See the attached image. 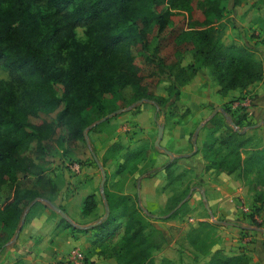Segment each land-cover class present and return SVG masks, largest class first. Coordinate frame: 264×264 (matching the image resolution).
<instances>
[{
    "label": "trees",
    "instance_id": "16d2710c",
    "mask_svg": "<svg viewBox=\"0 0 264 264\" xmlns=\"http://www.w3.org/2000/svg\"><path fill=\"white\" fill-rule=\"evenodd\" d=\"M232 1L233 6L240 4V0ZM222 2L203 0L201 26L176 34L175 38L187 36L196 42L194 61L184 66L166 65L171 94L163 97L143 83L135 60L137 56H155L158 44L150 50V33L154 31L160 39V34L172 25L170 18L175 12L171 10L191 11L190 0H167L166 7H161L163 0H0V64L15 76L10 82H0V225L4 230L15 232L24 207L34 198L51 201L50 196L58 191L35 158L23 152L25 147L33 140L40 145L56 127L64 129L63 141H85L83 131L91 122L84 112L96 105L104 116L102 102L107 95H117L122 107L142 99L153 103L159 112L163 104L179 98V87L202 68L208 69L220 95L247 89L262 79L263 62L253 47L222 42L217 27L225 10ZM78 26L84 28L83 39L77 37ZM60 105L63 107L52 123L29 122L32 109L50 113ZM225 113H215L206 123L218 128L209 130L201 147L205 170L213 168L226 175L236 172L243 180L255 173L264 179V142L248 146L240 131L245 113L233 120L238 130L230 125ZM131 154L124 155L118 172L126 168ZM174 162L162 166L167 179ZM158 170L146 175L153 176ZM28 176L36 177V185L19 188L18 180ZM104 198L109 214L91 229L61 221L79 232L93 230L96 243H109L121 231L118 247L111 249L117 264H172L164 258L154 259L153 251L161 247L164 236L150 222L151 213L138 203L137 195L134 202L130 195L105 191ZM169 199L173 203L168 207L169 211L174 210L169 217L172 218L183 203L175 209L182 198ZM96 207L95 195L90 194L83 201L82 214L89 215ZM254 212V208L250 209L248 215L253 218ZM198 224L211 226L207 222ZM85 259L89 261L87 256ZM207 264L253 263L244 254L226 255L217 249Z\"/></svg>",
    "mask_w": 264,
    "mask_h": 264
},
{
    "label": "rangeland",
    "instance_id": "374dc122",
    "mask_svg": "<svg viewBox=\"0 0 264 264\" xmlns=\"http://www.w3.org/2000/svg\"><path fill=\"white\" fill-rule=\"evenodd\" d=\"M202 2L203 0H190L191 11L181 8L172 9L171 11L175 12L170 18L172 25L160 34V39L154 36V31L149 35L151 39L149 45L150 50L152 51L156 44H158V51L155 52V56L147 55L148 59L140 56L136 57L135 62L140 67L143 75V83L156 95L167 97L169 93L171 94L170 72L166 68V65L180 64L184 66L194 61L193 53L196 48V42L187 36H181L180 38H175V36L180 30L188 31L191 28H199L201 26V22L204 20L200 8ZM166 3L167 0H163L161 7H166ZM232 3V0H223L222 2L225 10L222 21L217 25L220 30L222 42L225 44L234 43L236 45H243L247 42L255 50L256 57L262 60L264 57V27L260 28V31H263V34H260L257 27L244 23L245 15L240 16L239 22L235 18L239 14V11L244 8L245 4L250 3L253 5L257 4L258 1L240 0V4L237 6H233ZM83 31L84 28L81 26L76 28V34L79 39L84 38ZM249 40H254V44H250ZM256 43H260L261 45L258 46ZM157 57H161L163 61L160 62ZM203 76L204 78H201L202 82L197 85L200 88L210 89L209 96L212 94L213 99L216 98V94L211 92V86L217 84L208 69H204ZM14 77L8 68L0 64V82H10ZM187 83L180 86L179 89L187 85ZM227 94L224 96L228 97L226 102L219 105L212 104L211 109L213 110L217 106H220V110L215 111V113L221 114L225 110L227 120L233 123V120L243 115L245 106L242 103L245 102L246 105L251 104V101H248V103L245 101L249 97V90L248 88L244 90H231ZM178 100L179 98L177 100H169L165 105H162L161 111L157 112V109L151 102L140 99L128 106L122 107L120 106L121 100L117 95H107L102 102L104 116H101L98 112L96 105L89 107L84 112V116L91 122L83 131V135L85 133V141H63L61 140V136L64 133V129L62 127H56L55 132L48 139L42 140L40 145L33 140L25 147L23 152L35 158L36 163L44 169V174L55 183L57 189H60L70 179L81 180L84 187L96 185L94 190L96 191L98 210L91 217L87 218L90 219L89 221L100 222L101 220L99 221V219L105 215V209L103 197L100 192L101 168L97 165V162L100 163L102 169L106 172L103 193L105 191H113L120 194L124 184L132 181L133 191L130 197L131 201H134V197L137 195L135 184L140 182L144 175H149L153 169L159 168L163 170L162 166L165 163L176 159L173 157L172 160L164 151H169L168 148H173L172 144L163 145L162 138L158 146H155L154 143L159 125L163 124L164 134L165 131L174 129L189 114L188 108L185 109L179 105ZM62 107L63 105H60L50 113L32 109L28 120L32 124H41L43 122L52 123L56 113ZM117 107L118 109L111 111V108ZM142 107L151 112L152 130L150 131H145V128L139 126L138 122L134 119ZM106 115L110 116L102 120ZM244 115L246 117L242 122L240 131L244 132V137L249 143L248 146L256 142H264V122L255 124L249 119L247 114ZM145 117L146 113L139 118L143 119ZM207 121L205 120L201 123L188 122L185 124L189 141L188 150L186 151H192L194 147L197 149L199 142L202 144V142L206 141L209 130L218 128L213 123L206 125ZM247 123L250 125H247ZM200 124L202 126L197 130ZM230 125L233 127L231 123ZM233 128L236 130L239 129L237 126ZM222 130H224V127L218 129L217 135ZM117 146L120 148H117ZM200 146L202 147V145ZM36 151L37 155L35 154ZM132 152L133 154L130 155L126 168L118 172V166L124 160V155ZM200 153L201 159L204 160L202 152ZM94 156H96L97 161L94 159ZM162 160H165V162L159 166V162ZM202 170H198L196 173L194 169L191 170L179 164L176 165V162L172 165L170 178L167 179V188L169 192L173 193L171 197L176 196L178 199L182 198L183 205L178 209L175 218L168 219L174 212V210L169 211L168 209L173 204L172 201L170 202L171 199L167 200L166 208L163 211L156 212L162 217L158 216L155 218L151 212L150 222L157 229L160 230V227H162L165 230L163 234L164 241L161 247L153 251L152 255L154 259L159 261L161 258H164L172 264H207L211 254L215 250L220 249L226 255L244 254L249 257L251 263L264 264V262H261V257L260 254L258 255V252L252 255L250 249L240 246L237 244L238 242H235V239H243L245 238L244 234L247 235L249 233L250 228H247V226L264 229V179H259V175L251 173L248 178L243 180L235 172L233 176L243 186L241 196H234L237 199L235 205L238 213L237 218L234 217L233 220L221 216L211 218V209L208 204L206 192H203V198L201 192L197 191L194 195L195 197H192V200L191 196L193 194H189L190 185L193 183L192 185L200 186L201 182L204 181L202 177H209L211 181H215V178L219 175H230H226L221 170L218 171L213 168L205 170V166ZM178 175L180 177L177 178ZM169 182L170 184H168ZM17 184L19 188L31 189L36 185V177L28 176L26 179H19ZM227 190L233 191V188L230 187ZM56 196L57 193L51 195V201L42 197L34 198L24 207L22 215H25L26 219L32 206H43L53 214L58 215L50 206V203H52L58 207L60 206L64 210L61 205L55 203ZM137 201L147 211L138 195ZM243 206H247L252 210L254 208L255 212L253 216L255 218L248 215L249 213L242 212L241 207ZM74 208L77 209V206H74ZM25 219L22 222L20 218L17 229L11 234L0 225V254L15 244L18 237L16 234H19L18 231H20ZM199 222H207L211 226H201L198 224ZM120 232L109 240L110 242L108 244L111 249L118 247L121 237ZM248 235L254 236L255 234L253 232V234ZM256 258L259 259L257 260Z\"/></svg>",
    "mask_w": 264,
    "mask_h": 264
},
{
    "label": "crops",
    "instance_id": "0c3cea01",
    "mask_svg": "<svg viewBox=\"0 0 264 264\" xmlns=\"http://www.w3.org/2000/svg\"><path fill=\"white\" fill-rule=\"evenodd\" d=\"M257 1L258 3L253 5L250 3L243 4L244 8L239 11V14L235 18L239 22L240 16L245 15L244 23L257 27V30L260 31V28L264 27V0ZM260 34H263V31H260ZM249 43L254 44V40H249ZM256 45L259 46L261 44L256 43ZM262 61L264 67V57ZM203 71V68L199 69L194 78L189 80L187 85L180 89L178 103L185 109L188 108L189 114L174 129L165 131L162 137L163 145L172 144L173 148H168L171 155H168L172 160L173 157L176 158L174 159L176 165L179 164L184 168L194 169L196 173L198 170L203 171L202 169L205 166V161L201 159L200 153V145L203 142L202 144L200 142L197 144V149L194 147L192 151H186L188 150L189 141L185 124L188 122L201 123L202 121H207L215 114V111L220 110V106L212 110L211 105L224 103L228 98L224 97L225 95L219 96L217 85L211 86V92L216 94V98L214 99L212 94L209 96L210 89L200 88L197 85L202 82L201 78H204ZM248 90L249 97L245 101L247 103L251 101V104L246 105L245 102L242 103L245 106L243 113L247 114L249 119L255 124H261L264 122V73L262 79L250 85ZM144 113H146V117L143 119L139 118ZM134 119L138 122L139 126L145 128V131L152 130V116L148 109L142 107ZM127 129L129 128L127 127ZM164 162L165 160L160 161L159 166ZM202 178L204 181L201 182L200 186L192 185L193 183L190 185L189 194H193L191 199L195 197L194 195L197 191L201 192L203 198V192H206L208 204L213 214L212 216L210 213L211 218H217L218 216L226 217L229 220H233L234 217L237 218L238 213L235 209L237 199L234 196H241L243 191V186L239 184L237 178L233 174L230 176L219 175L215 178V181H211L209 177ZM95 187L96 185L84 187L81 180L70 179L58 189L54 201L57 205H61L64 208L65 213L72 221V224L69 222L68 224L72 227L91 229L94 227H91V225L99 223L89 221L90 219L87 218L97 212L98 203L93 213L89 215L82 214V204L86 196L94 194L97 201ZM230 187L233 188V191L227 190ZM121 189L120 194L131 195L133 182L128 181ZM135 191L139 199H141L143 206H145L147 211L152 212L155 218L158 216L162 217L156 212L163 211L166 208L167 200L173 196V193L169 192L167 188L166 174L164 170L160 169L153 176H143L140 182L135 184ZM182 202L183 200L177 204L175 209ZM74 206H77V209ZM61 219L63 218L59 214H53L43 206H32L19 231L15 244L1 252L0 264H63V261L75 251L83 253L93 264H117L114 255L111 253L110 245L106 242L104 243V241L95 242L96 238L93 236V230L86 233L79 232L72 229L65 222H62ZM101 219L103 218L101 217L99 221ZM247 228H250L248 234H253L254 232L255 235L244 234L245 238L235 239V242H238L237 244L240 246L250 249L252 255L258 252L261 262H264V229L251 226H247ZM160 230L164 234L165 230L162 227H160ZM256 259L258 260L259 258Z\"/></svg>",
    "mask_w": 264,
    "mask_h": 264
},
{
    "label": "water",
    "instance_id": "95a60500",
    "mask_svg": "<svg viewBox=\"0 0 264 264\" xmlns=\"http://www.w3.org/2000/svg\"><path fill=\"white\" fill-rule=\"evenodd\" d=\"M109 116H110V115H106L105 117L102 118V120H103V119H107ZM230 123L233 125V127H235V125H234L232 122H230ZM201 126H202V124H200V125L197 127V130H199ZM163 129H164L163 124H161V125L158 126V129H157V137H156V141H155V143H154L155 146H158L159 141L161 140V138H162V136H163ZM197 130H196V132H197ZM84 135H85V133H84ZM164 151H165L167 154L171 155V153H170L169 151H167V150H164ZM94 159L97 161L96 156H94ZM97 165L101 168V177H102V178H101V182H100V192H101V195H102V197H103V202H104V207H105V215L102 217V218L104 219V218L107 217L108 214H109V208H108V205H107V202H106V200H105V198H104V193H103V188H104V184H105V181H106V172L102 169V167H101V165H100L99 162H97ZM35 200H36V199H35ZM50 206H51L52 209H53L54 211H56V212H57V213H58L63 219H65L67 222H69V223L72 224L71 219L67 216V214L65 213V211H64L63 209L59 208L58 206H56V205H54V204H52V203H50ZM24 219H25V215H22V217H21V221L23 222ZM101 220H102V219H101ZM96 224H97V223H96ZM96 224L91 225V227H92V226H95ZM18 232H19V231H18ZM17 235H18V233L16 234V236H17Z\"/></svg>",
    "mask_w": 264,
    "mask_h": 264
},
{
    "label": "built area",
    "instance_id": "2783aa9c",
    "mask_svg": "<svg viewBox=\"0 0 264 264\" xmlns=\"http://www.w3.org/2000/svg\"><path fill=\"white\" fill-rule=\"evenodd\" d=\"M242 212L249 213L250 208L247 206L241 207ZM255 218V217H254ZM63 264H90V261H86L85 256L80 251H75L69 255L66 260L63 261Z\"/></svg>",
    "mask_w": 264,
    "mask_h": 264
}]
</instances>
